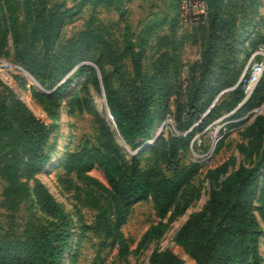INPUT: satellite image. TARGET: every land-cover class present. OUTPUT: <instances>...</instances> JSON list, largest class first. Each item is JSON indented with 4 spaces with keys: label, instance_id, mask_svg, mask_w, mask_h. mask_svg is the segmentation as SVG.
I'll use <instances>...</instances> for the list:
<instances>
[{
    "label": "rangeland",
    "instance_id": "374dc122",
    "mask_svg": "<svg viewBox=\"0 0 264 264\" xmlns=\"http://www.w3.org/2000/svg\"><path fill=\"white\" fill-rule=\"evenodd\" d=\"M6 1L12 11L7 12L4 0H0L3 37L0 42V102L5 101L12 115L15 111L13 102H22L42 121L53 125V131L44 145L45 151L50 152V161L31 174L26 171L28 157L22 156L17 170L10 175L7 167L12 152L7 146L8 135L0 140V239H21L34 228L54 220L34 196V186L42 183L60 204L71 226V239L64 250L61 264H91L98 252L105 260L104 264H148L153 250L161 251L165 248L172 250L181 264H195L189 255L173 242L176 230L191 213L199 211L206 204L211 184L216 185L239 163L250 165L255 159L247 158L237 149L238 143H246L239 135L240 127L228 126L223 134L219 126L225 121L231 124L246 118L245 113L239 119H231L228 116L232 111L226 112L224 106L230 101L232 89L229 87L237 83L250 54L256 50L264 51V40H260V37L264 36V0H258L256 3L253 0H219L218 15L235 20L232 44L237 49L236 60L239 66L235 70L238 73L234 74V83L228 87L223 86L225 75L219 73V64L228 53L231 42L226 39H213L211 63L207 70L204 69L201 56L208 41V14L199 22L182 21L177 14L178 0ZM25 9L30 13L31 21L36 27L39 25L48 31H52L60 20L49 59H46L47 55L43 52L37 32L28 26L29 22L24 18ZM10 15L15 18L13 28L9 26ZM126 28V38L136 50L139 40L148 38L141 60L143 76L152 74L153 64L162 53H171L174 50L177 56L176 60L169 64L159 85L160 88L169 87L172 90L167 107L160 109L157 97L151 107L154 129L150 137L139 141L135 147L117 138L124 161L129 163L134 155L140 170L156 167L171 179L191 162H198L200 169L192 180V187L188 189V193L193 188L197 189L196 196L183 211L169 213L160 220L149 198L138 199L132 203L122 225L130 251L123 257H118L116 248H111L108 244L100 246V241L94 236L92 226L95 213L79 202L75 194L76 178L73 173L68 172L66 158L85 141H88L90 146L99 145L108 132L107 126L109 132L115 133L116 136L115 127L106 116L102 98L87 75L78 70L83 64H94L95 60L101 57V52L93 46L80 48L74 43L85 31L102 35L109 41L121 57V66L125 73L123 79L119 80L112 73L111 66L104 58L101 59V64L109 76L111 86L120 94H126L132 81L130 55L125 48ZM14 31L18 33V47L28 49L49 64L48 73L55 67L54 57L67 55V60L58 64L57 71L43 86V90L28 75L31 73L14 59ZM32 76L40 84L39 80ZM67 79L70 80L69 88L64 95L56 96L58 105H54L46 95ZM208 80H211L209 84ZM195 87H204L199 104L206 102L207 92L213 93L211 95L214 101L202 111H189L186 104L188 94H192ZM73 95L91 101L95 105L94 108L90 111L73 108ZM212 107L216 117L204 123L202 118ZM260 113H264V110ZM189 117L191 123L188 131H191L192 136L185 151L180 150L176 157L165 159L153 150L154 142L150 141L158 131L159 137L179 138L180 135H185L187 130H180L178 127ZM18 125L19 123H15L16 127ZM217 130L222 137L216 142L211 154L207 155L206 150ZM197 135L204 141V146L198 148V151L194 148V153L190 145ZM146 143L147 145L143 146ZM222 164L227 165L226 173L218 180H209L207 171ZM89 174L102 183H107L103 171L96 164L91 165ZM180 206L178 204L179 208ZM82 223L85 224L84 229H81ZM157 223L161 225L162 235L137 250L142 235L151 225ZM257 258L259 264H264L263 236L259 239Z\"/></svg>",
    "mask_w": 264,
    "mask_h": 264
},
{
    "label": "trees",
    "instance_id": "16d2710c",
    "mask_svg": "<svg viewBox=\"0 0 264 264\" xmlns=\"http://www.w3.org/2000/svg\"><path fill=\"white\" fill-rule=\"evenodd\" d=\"M209 18V35L205 51L202 53L203 67L208 69L213 52V39H226L231 42L228 53L219 64V73L225 75L223 86L232 85L234 74L238 68L237 49L232 44L234 38L235 20L232 17L218 15L219 0H205ZM258 0H253L256 3ZM7 12L12 11L8 1L4 0ZM24 18L28 26L37 32L41 39L46 59L52 55L53 43L59 27L58 22L52 31L32 23L30 13L24 10ZM15 25L14 15L9 16V26ZM2 24L0 20V42ZM125 48L130 55L132 81L126 94H120L110 84L109 76L104 72L101 59L104 58L111 66L112 73L122 80L125 73L121 66V57L114 46L102 35L90 34L85 31L74 43L76 47L98 48L101 57L94 64H83L79 72L85 73L98 95L106 103L115 133L108 130L104 140L99 145H89L88 141L81 144L75 151L68 154L66 168L76 178L75 194L82 206L94 211L92 231L100 241V246L110 245L116 248V255L123 257L130 251L129 243L122 232L132 203L138 199L149 198L155 208L156 216L162 220L169 213L183 211L196 196L197 189H188L192 180L198 174L200 164L191 162L175 178H168L156 167L145 170L138 168V160L132 155L129 163L124 161L122 148L118 144L121 139L125 144L135 147L139 141L150 137L154 129V119L151 107L158 98V107L165 109L172 94L169 87L160 88V82L166 74L169 64L176 60V51L164 52L153 64L150 76H143L141 69L142 56L146 50L148 38L139 40L137 50L126 38ZM14 59L23 65L40 82L41 87L50 80L58 69V64L67 60V55L54 57V69L48 73L49 64L40 60L37 55L26 48L18 47V33L14 31ZM264 40V36L260 37ZM56 60V62H55ZM246 65V64H245ZM232 66V68L230 67ZM245 67V66H244ZM244 69V68H243ZM240 70V69H239ZM99 72V74H98ZM242 73V72H241ZM240 73V75H241ZM239 75V77H240ZM238 77V79H239ZM237 79V81H238ZM211 80H208L209 84ZM70 80L56 85L47 99L58 105L56 96L64 95L69 88ZM230 101L225 104L228 116L239 119L243 114L259 108L264 103V72L250 96L243 100V91L237 83L231 87ZM204 87L194 88L188 94L187 107L189 111H202L214 101L211 92H207L206 102L199 104ZM199 104V105H198ZM71 105L79 111H90L94 108L91 101L73 95ZM14 114H10L5 101L0 102V140L8 135L7 146L11 148L8 171L12 175L20 163L22 156H27L26 171L33 173L37 168L46 165L50 152L44 145L53 131L50 125L34 113L22 102H13ZM209 108L202 118L203 122L213 120L216 115ZM190 114V113H189ZM19 123L16 127L15 123ZM191 118L180 123L178 129L187 130L179 138L167 139L158 137L154 141L153 150L159 152L165 159L178 155L180 150H186L192 136ZM231 127H240L239 135L246 143H238L237 149L247 158H255L252 164L239 163L230 173L226 174L208 191L206 204L197 212L191 213L176 230L173 242L183 249L195 264H259L257 253L259 239L263 236L264 245V113L249 114L242 120H237ZM96 164L104 173L107 183L104 184L89 174V168ZM227 165L222 164L216 169H209V180H218L226 173ZM34 196L41 207L52 216V222L40 225L17 240L0 239V264H61L64 250L71 239V226L60 204L53 198L49 190L42 184L34 186ZM180 204V208L178 207ZM85 228L82 223L81 229ZM162 235L160 223L151 225L142 235L137 250L150 240ZM105 260L97 253L91 264H104ZM148 264H181L178 256L170 249L153 250Z\"/></svg>",
    "mask_w": 264,
    "mask_h": 264
},
{
    "label": "built area",
    "instance_id": "2783aa9c",
    "mask_svg": "<svg viewBox=\"0 0 264 264\" xmlns=\"http://www.w3.org/2000/svg\"><path fill=\"white\" fill-rule=\"evenodd\" d=\"M177 14L180 20L190 21V22H199L207 15V3L205 0H178ZM264 72V51L256 50L250 54V57L237 81V84L240 85L243 91V100L245 101L250 94L253 92L254 88L258 84ZM263 108L260 111L254 109L250 111L245 117L249 114H259L264 110V103L262 104ZM229 121L222 122L219 126L220 131L225 134L227 129V124ZM222 137V134H219L218 130L213 133L212 140L210 141L208 148L206 150L207 155L211 154L214 149L216 142ZM204 146V141L197 135L191 142L190 148L196 153L195 149L198 151V148Z\"/></svg>",
    "mask_w": 264,
    "mask_h": 264
},
{
    "label": "water",
    "instance_id": "95a60500",
    "mask_svg": "<svg viewBox=\"0 0 264 264\" xmlns=\"http://www.w3.org/2000/svg\"><path fill=\"white\" fill-rule=\"evenodd\" d=\"M98 74H99V72H98ZM28 75L33 79V81L38 85V87L41 88V89L43 90V88H42L41 85L37 82V80H36L31 74L28 73ZM243 102H244V101H242L238 106H240ZM104 105H105L106 116H107V118L112 122V118H111V116H110V114H109V111H108V108H107V105H106L105 102H104ZM262 108H263V106L261 105L259 108H257V111H260ZM158 137H159V131L157 132V134L155 135V137H154L150 142H154L155 140H157ZM148 143H149V142H148ZM145 145H147V143L144 144L143 146H145ZM143 146H142V147H143ZM139 149H141V148H139Z\"/></svg>",
    "mask_w": 264,
    "mask_h": 264
},
{
    "label": "bare ground",
    "instance_id": "6f19581e",
    "mask_svg": "<svg viewBox=\"0 0 264 264\" xmlns=\"http://www.w3.org/2000/svg\"><path fill=\"white\" fill-rule=\"evenodd\" d=\"M20 69H22V68H20ZM23 71H25L24 69H22ZM26 72V71H25ZM27 73V72H26Z\"/></svg>",
    "mask_w": 264,
    "mask_h": 264
}]
</instances>
